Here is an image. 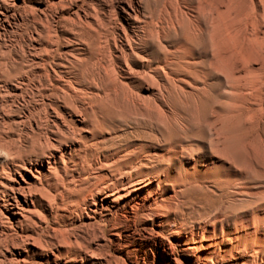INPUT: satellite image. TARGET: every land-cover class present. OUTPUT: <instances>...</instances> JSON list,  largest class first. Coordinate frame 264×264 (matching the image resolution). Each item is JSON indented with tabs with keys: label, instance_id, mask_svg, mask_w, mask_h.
I'll list each match as a JSON object with an SVG mask.
<instances>
[{
	"label": "bare ground",
	"instance_id": "6f19581e",
	"mask_svg": "<svg viewBox=\"0 0 264 264\" xmlns=\"http://www.w3.org/2000/svg\"><path fill=\"white\" fill-rule=\"evenodd\" d=\"M0 264H264V0H0Z\"/></svg>",
	"mask_w": 264,
	"mask_h": 264
},
{
	"label": "rangeland",
	"instance_id": "374dc122",
	"mask_svg": "<svg viewBox=\"0 0 264 264\" xmlns=\"http://www.w3.org/2000/svg\"><path fill=\"white\" fill-rule=\"evenodd\" d=\"M117 125H118V124H116V126H117ZM116 129H118V128L116 127ZM128 138H129V140L133 139L132 135H130V136H129V135H128V136H123V137L121 136V137H119V139H116V140H118V141L115 140V142L117 143V145H116V144H115V145H116V146H119V145L122 144L123 142L125 143V142L129 141ZM125 140H126V141H125ZM124 143H123V144H124Z\"/></svg>",
	"mask_w": 264,
	"mask_h": 264
}]
</instances>
